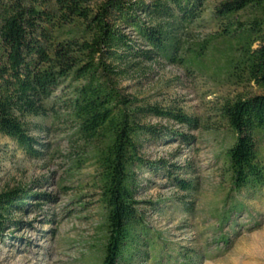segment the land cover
<instances>
[{
  "label": "trees",
  "instance_id": "16d2710c",
  "mask_svg": "<svg viewBox=\"0 0 264 264\" xmlns=\"http://www.w3.org/2000/svg\"><path fill=\"white\" fill-rule=\"evenodd\" d=\"M208 2L0 0V136L39 157L44 145L31 127L44 128L28 120L42 119L62 124L82 142L84 156L96 168L94 189L104 210L95 264H137L146 259L145 249L156 251L163 241L158 233L150 235L139 208L142 171L162 173L185 193L194 190L180 178L179 166L147 162L143 149L175 140L191 148L195 137L174 127L194 131L199 120L172 102H144L122 83L158 61L202 70L210 42L189 45L188 30ZM210 19L216 28L211 40L225 48L218 70L226 84L257 92L225 99L218 108L234 138L224 153L231 191L250 194L264 187L255 137L264 129V0H218ZM151 119L165 124H151ZM32 190L0 192V235L19 223L15 214L31 208V200H52ZM229 216L222 217V225ZM220 239L227 244L225 236ZM182 256L185 264L197 258L195 252Z\"/></svg>",
  "mask_w": 264,
  "mask_h": 264
},
{
  "label": "rangeland",
  "instance_id": "374dc122",
  "mask_svg": "<svg viewBox=\"0 0 264 264\" xmlns=\"http://www.w3.org/2000/svg\"><path fill=\"white\" fill-rule=\"evenodd\" d=\"M217 1L209 0L206 11L188 30L189 45L210 42L202 70L158 61L122 83L144 102L162 106L172 102L200 122L194 131L174 127L195 137L189 149L177 140L143 149L147 162L179 166L180 178L195 187L185 193L162 173H140L139 208L150 235L158 233L163 241L156 243V251L145 249L146 259L141 257L137 264H172L173 260L185 264L182 254L190 252L197 254L193 264H264V187L250 194L232 193L224 153L234 138L218 115L225 99L257 92L229 86L218 70L224 64L225 48L219 40H211L216 28L210 12ZM28 123L44 128L31 127V134L44 145L42 153L28 156L0 136V192L31 187L52 200H31V208L15 214L19 223L8 225L0 235V264H95L104 222L94 189L95 165L84 156L82 142L62 124L42 119ZM255 137L264 168V129L257 130ZM226 214L229 222L222 225Z\"/></svg>",
  "mask_w": 264,
  "mask_h": 264
}]
</instances>
